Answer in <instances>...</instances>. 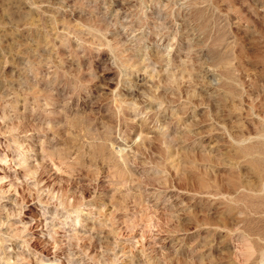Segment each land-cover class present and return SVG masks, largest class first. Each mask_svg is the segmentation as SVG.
Returning a JSON list of instances; mask_svg holds the SVG:
<instances>
[{
  "label": "rangeland",
  "instance_id": "obj_1",
  "mask_svg": "<svg viewBox=\"0 0 264 264\" xmlns=\"http://www.w3.org/2000/svg\"><path fill=\"white\" fill-rule=\"evenodd\" d=\"M0 264H264V0H0Z\"/></svg>",
  "mask_w": 264,
  "mask_h": 264
}]
</instances>
